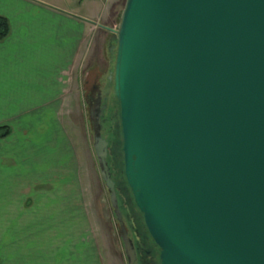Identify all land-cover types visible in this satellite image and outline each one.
<instances>
[{
  "label": "water",
  "instance_id": "95a60500",
  "mask_svg": "<svg viewBox=\"0 0 264 264\" xmlns=\"http://www.w3.org/2000/svg\"><path fill=\"white\" fill-rule=\"evenodd\" d=\"M105 28L118 174L160 264H264V0H126ZM90 120L120 219L93 106Z\"/></svg>",
  "mask_w": 264,
  "mask_h": 264
},
{
  "label": "crops",
  "instance_id": "0c3cea01",
  "mask_svg": "<svg viewBox=\"0 0 264 264\" xmlns=\"http://www.w3.org/2000/svg\"><path fill=\"white\" fill-rule=\"evenodd\" d=\"M63 1L0 0V16L10 23L9 35L0 41V128L11 129L9 135L0 136V185L6 177L12 178L3 188L22 195L17 200H0V264H64L66 239L78 261L87 255L92 264H105L92 223L94 202L85 199L87 193H80L78 184L64 185L77 175L75 168H68L69 161L57 165L62 171L56 177H63V184L38 189L32 200L26 197L40 180L19 179L18 188L11 186V182L16 185L17 176L33 173L35 167L49 168L47 150L28 152L26 145L25 150L15 147L29 139V131L18 138L16 129L42 126L47 119L62 127L56 113L64 108L61 96L66 85L80 71L85 35L97 27L106 32L105 27H115L118 21L112 6L105 4L111 0H76L74 8L64 7ZM76 104L79 108V99ZM74 108L72 103L70 109ZM54 141L57 147L62 144L58 153L63 159L59 150L64 138L57 135ZM31 245L39 247L32 252Z\"/></svg>",
  "mask_w": 264,
  "mask_h": 264
},
{
  "label": "rangeland",
  "instance_id": "374dc122",
  "mask_svg": "<svg viewBox=\"0 0 264 264\" xmlns=\"http://www.w3.org/2000/svg\"><path fill=\"white\" fill-rule=\"evenodd\" d=\"M125 1L126 0H111L109 3L105 4H110L113 8V14L119 16ZM75 2L76 0H65L63 1L65 4L63 6L66 8H74ZM107 37L108 34L99 27L95 28L93 31H88L85 35L80 71L74 72L73 79L66 85V93L61 96L62 102L65 103L64 108L62 111L59 110V113H56V117L63 123L62 127H55V121L53 122L51 119H47V122H42V126L36 125L33 128L20 127L16 129V136L18 138H22L23 134L29 131V139L27 142L21 141L23 144H15V147L21 146L22 149L25 150L26 145L25 151L28 152H43L47 150L45 152L49 153V156L45 161L49 168L46 170L43 169L44 167L42 169L35 167L32 171L33 173H29L25 176H17L16 185L11 182V186H13V188H18L21 185L19 179L26 180L27 182L30 180H40L38 186L36 185V187H34V191L29 193L26 197L27 200H32L37 196L35 192H37L38 189L46 188L52 190V187L55 185L63 184L64 179L60 176L56 177L58 176L57 172L62 171L60 168L62 160L63 164H68L69 161L68 168H75V173H77V175L75 178H70V180L66 181L64 185L67 187L68 183L71 185L78 184L80 193H87L85 199L92 203L94 202L95 206L93 205L90 211L96 215V220H93L92 223L94 224V232L96 237H98L100 248L102 247L99 252H101L104 263L127 264L123 245L119 239L115 216L110 209L109 191L102 180L93 149V131L89 118L88 104L84 99L83 93H81L82 72L84 68L93 62H100L101 65L104 64L103 51L105 49ZM78 99L80 100L79 108L76 104ZM72 103L75 106L73 111L70 109ZM57 135L59 138H64L63 150H59V152H63V159H61L58 153V149L62 144L59 143V147H57L54 141ZM22 149L20 150L22 151ZM57 165L60 167H57ZM17 168L18 171H20L19 166ZM37 168L42 170V174L37 171ZM11 180L12 178L6 177L4 181L2 180L1 184L4 187ZM3 187L1 186L0 189L1 201H8L10 198L17 200L19 197H22L19 192H16L12 188L10 191H6ZM31 223L35 222L32 221ZM67 223H70V221ZM66 230L69 232L70 229L66 226ZM69 244L70 239H66V245L64 247V264H92V260L87 255L81 256V261H78V259L72 255ZM38 247L39 245H31L32 252Z\"/></svg>",
  "mask_w": 264,
  "mask_h": 264
},
{
  "label": "flooded vegetation",
  "instance_id": "af4514ba",
  "mask_svg": "<svg viewBox=\"0 0 264 264\" xmlns=\"http://www.w3.org/2000/svg\"><path fill=\"white\" fill-rule=\"evenodd\" d=\"M109 36V31L105 32ZM108 39V37H107ZM104 64L100 62L90 63L82 72V93L87 101L89 109V118L91 107L97 108L100 113L102 124V135L109 142L108 161L112 169V177L116 182V192L120 219L115 213L110 203L111 212L115 216V222L118 228L119 239L123 245V234L131 239L135 248L136 264H160L159 248L155 245L152 238L147 232L141 213L133 203L132 197L124 179L119 172L118 141H117V108L113 96V81L109 80L112 69V58L107 50V41L103 51ZM92 125V124H91ZM110 202V193H109ZM126 257V253H125ZM127 259V257H126ZM128 264V261H127Z\"/></svg>",
  "mask_w": 264,
  "mask_h": 264
},
{
  "label": "trees",
  "instance_id": "16d2710c",
  "mask_svg": "<svg viewBox=\"0 0 264 264\" xmlns=\"http://www.w3.org/2000/svg\"><path fill=\"white\" fill-rule=\"evenodd\" d=\"M10 33V23L7 18L0 16V41L4 40ZM11 133L10 128H0V136L5 137Z\"/></svg>",
  "mask_w": 264,
  "mask_h": 264
}]
</instances>
